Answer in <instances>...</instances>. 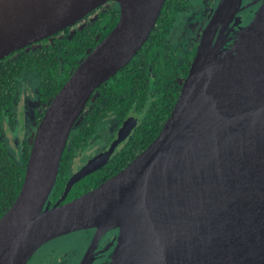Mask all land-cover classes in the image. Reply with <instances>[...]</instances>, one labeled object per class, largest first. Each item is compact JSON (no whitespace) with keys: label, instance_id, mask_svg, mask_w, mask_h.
<instances>
[{"label":"water","instance_id":"1","mask_svg":"<svg viewBox=\"0 0 264 264\" xmlns=\"http://www.w3.org/2000/svg\"><path fill=\"white\" fill-rule=\"evenodd\" d=\"M111 1L119 20L39 121L20 192L0 217V264H27L46 242L94 227L119 228L109 264H264V0L227 49L215 35L242 0H221L157 137L97 187L64 201L77 173L48 203L72 129L142 48L166 0H0V60Z\"/></svg>","mask_w":264,"mask_h":264},{"label":"trees","instance_id":"2","mask_svg":"<svg viewBox=\"0 0 264 264\" xmlns=\"http://www.w3.org/2000/svg\"><path fill=\"white\" fill-rule=\"evenodd\" d=\"M190 1L166 0L142 48L127 65L96 90L72 129L48 203L52 205L64 195L72 169L69 154L80 152L109 116L123 121L127 116L145 110L128 144L131 153L125 152L123 155L121 151L113 157V161L120 164L117 168L124 166L127 158H132L135 152L147 147L157 137L179 97L182 82L196 52V45L190 51L182 52L179 45L168 40L176 21L191 5ZM91 14L94 17L89 19L87 16L83 25L66 28L0 60V217L20 192L31 148V144L25 142L22 154L19 158L16 156L17 159L2 139L4 120L7 116L13 119V109L19 99V78L32 72L38 75L41 107L35 114L38 121L45 107L82 59L115 26L120 7L111 1ZM87 179L76 181L64 201L72 200L98 184Z\"/></svg>","mask_w":264,"mask_h":264},{"label":"flooded vegetation","instance_id":"3","mask_svg":"<svg viewBox=\"0 0 264 264\" xmlns=\"http://www.w3.org/2000/svg\"><path fill=\"white\" fill-rule=\"evenodd\" d=\"M220 1L221 0H218L215 6L213 7V13L216 10ZM254 1L256 0H242L241 5H238L233 10L232 14L225 16L221 20L215 35V39H217V37L220 35L221 38L220 42L223 44V49H227L228 47H230L234 42V39L237 33L240 31V29L248 25L253 20L257 9L260 7L262 3V0L255 3ZM213 13L210 14L204 27L201 29L199 33V38L196 43V49L200 40L201 33L205 28V26L207 25V23L209 22ZM93 17L94 14L88 15L89 19H92ZM86 20L87 17L81 22H85ZM79 25L80 23L76 26ZM20 99H18V101ZM47 106L45 108H47ZM142 112L143 110L133 115H129L126 118H124L123 121H120L115 116H109L102 122V125L99 127L98 131L95 133V135H93V137L87 142V145L80 152L78 151L69 154L71 167H72L69 180L75 174L80 173L77 175L78 176L77 181L79 180L82 181L84 179L90 178L94 181V183L96 182L98 183L97 185L87 189L86 191H83V193L97 187L98 185H100L101 183L112 177L114 174L119 172L126 165H128L139 152H141L146 148L145 147L135 152L132 158L130 159L127 158L126 162L124 163V166L120 168H117L120 164L115 163L113 161V157H115L118 154V152L123 151L124 152L123 155H125V152H128V154L131 153V149L128 147V144L131 140L132 137L131 135L134 133L135 128L138 126L143 116L140 118V120L136 125L133 126V123L135 119H137ZM13 114H14L13 119L7 116L4 120L3 123L4 132L2 135V139L6 142V145L10 149L12 154L18 156L19 158L24 149V143L22 144V147L21 149H19L18 152L13 151L7 131L8 125L12 127H15V124L16 126L18 125V115L15 112V106L13 109ZM40 120H38L37 122L39 123ZM131 126L133 127L129 129ZM32 141L33 138L29 140V143L31 145H32ZM112 147L113 150L111 151ZM109 151H111V153L108 155L107 153ZM88 179L86 181H88ZM75 234L78 235L75 236V238L78 237L77 239V245L79 247L78 250H83L82 252L68 255L55 251L57 249L54 246L49 247V245L56 242V240ZM118 236H119V228H111L103 232L98 231L96 227L76 230L58 236L43 244L31 256L27 264H109L111 261L113 250H115L117 246ZM45 250H49V251H45Z\"/></svg>","mask_w":264,"mask_h":264},{"label":"rangeland","instance_id":"4","mask_svg":"<svg viewBox=\"0 0 264 264\" xmlns=\"http://www.w3.org/2000/svg\"><path fill=\"white\" fill-rule=\"evenodd\" d=\"M191 1L192 3L188 7L187 12L182 15L179 21H176L174 28L170 31L168 37L170 42L181 47L182 52L190 51L196 45L199 33L204 27L210 14L213 13V7L218 0ZM79 23L80 25H83L85 22ZM39 85L40 82L36 72L24 74L19 78L18 97L21 99L15 104V112L18 115V125L16 126L15 124V127L7 126L8 136L10 138L9 141L13 151L18 152L23 143L27 141L29 142V140L33 138L38 127L39 123L35 118V114L37 109H41L38 96ZM14 157L16 156L14 155ZM75 236L78 235L75 234L60 238L53 244L49 245V247L54 246L57 249L55 251L68 255L82 252L83 250H78V237L75 238Z\"/></svg>","mask_w":264,"mask_h":264}]
</instances>
